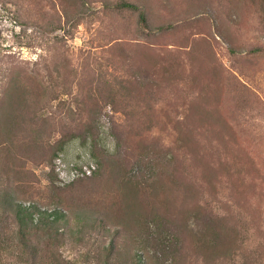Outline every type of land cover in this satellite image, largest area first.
Returning a JSON list of instances; mask_svg holds the SVG:
<instances>
[{"label": "rangeland", "instance_id": "rangeland-1", "mask_svg": "<svg viewBox=\"0 0 264 264\" xmlns=\"http://www.w3.org/2000/svg\"><path fill=\"white\" fill-rule=\"evenodd\" d=\"M11 102L0 264H264V0H0Z\"/></svg>", "mask_w": 264, "mask_h": 264}, {"label": "trees", "instance_id": "trees-1", "mask_svg": "<svg viewBox=\"0 0 264 264\" xmlns=\"http://www.w3.org/2000/svg\"><path fill=\"white\" fill-rule=\"evenodd\" d=\"M123 6L136 9L138 6L135 3L126 2L123 1L121 3ZM141 20L145 25H148L147 18L145 12H142L140 15ZM13 102L11 103H1L0 104V150H10V146L8 145V141L11 138V135H14V131L22 128L23 123L22 119H16L17 116L14 114L16 112V109L13 108ZM89 131H92V127L89 128ZM86 140V139H85ZM85 142V141H84ZM0 176H1V169H0ZM25 176L21 177V180H23ZM10 198L6 200L7 208H10L12 210L15 209V211L18 213V226L20 227V231L24 233V230L27 229L29 226L27 223L30 221L31 223H34L36 217L34 216V213H38V219H42L47 215H55L57 218L59 215V211L56 209H53L50 211V213L46 209H39L35 208L34 205H26L22 201H17L12 196H9ZM32 206H34L35 209H32ZM28 226V227H27Z\"/></svg>", "mask_w": 264, "mask_h": 264}]
</instances>
